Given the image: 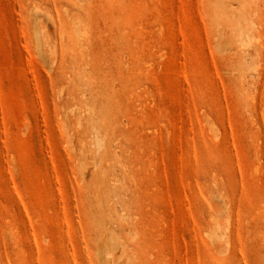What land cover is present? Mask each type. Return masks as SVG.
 Returning <instances> with one entry per match:
<instances>
[{
  "label": "rangeland",
  "instance_id": "rangeland-1",
  "mask_svg": "<svg viewBox=\"0 0 264 264\" xmlns=\"http://www.w3.org/2000/svg\"><path fill=\"white\" fill-rule=\"evenodd\" d=\"M0 264H264V0H0Z\"/></svg>",
  "mask_w": 264,
  "mask_h": 264
}]
</instances>
